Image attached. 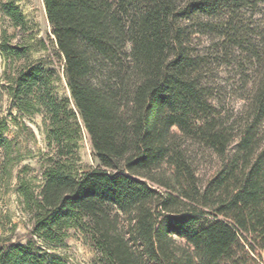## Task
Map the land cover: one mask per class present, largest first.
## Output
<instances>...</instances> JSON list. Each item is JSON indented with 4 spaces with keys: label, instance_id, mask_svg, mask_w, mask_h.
<instances>
[{
    "label": "trees",
    "instance_id": "trees-1",
    "mask_svg": "<svg viewBox=\"0 0 264 264\" xmlns=\"http://www.w3.org/2000/svg\"><path fill=\"white\" fill-rule=\"evenodd\" d=\"M42 4L66 95L26 47L0 44L5 60L23 61L2 74L0 170L10 176L19 156L11 112L41 115L47 148L36 195L16 178L31 237L0 245V264H61L45 248L69 230L95 264H263L264 43L246 15L264 0ZM1 12L24 27L13 3ZM220 63L235 81L214 76ZM237 92L241 108L226 110ZM83 134L95 165L80 159Z\"/></svg>",
    "mask_w": 264,
    "mask_h": 264
},
{
    "label": "rangeland",
    "instance_id": "rangeland-1",
    "mask_svg": "<svg viewBox=\"0 0 264 264\" xmlns=\"http://www.w3.org/2000/svg\"><path fill=\"white\" fill-rule=\"evenodd\" d=\"M13 3L23 19L24 27L15 28L1 12V6ZM247 22L252 25L248 28L250 37L254 43H264V5L249 16ZM252 31V32H251ZM248 33V32H247ZM7 43L10 46H21L28 49L30 62L43 61L52 68L61 80L54 84L55 92L59 96L66 95V88L61 75V63L51 42L50 28L46 21L42 0H0V44ZM23 61L5 60L0 51V86L3 84L2 74L4 70L18 66ZM219 62H217L218 64ZM223 65V66H222ZM219 67V68H218ZM214 76L225 84H230L237 78V72L232 66L219 64ZM236 87V86H235ZM224 106L226 110L237 111L241 108L239 92L231 96L225 93ZM8 109L3 104V114L8 115ZM16 118V127H11L9 138H16L18 144V161L11 166V174L6 177L0 170V245L24 244L30 237L33 228L32 215L16 192L17 176L20 175L28 183V187L36 195L41 183L40 163L43 155L47 152L46 142L43 135L42 116L18 115L11 112V118ZM16 134V135H15ZM79 156L83 164L95 165L93 153L86 134H83L79 144ZM1 167V166H0ZM200 176L209 171V164L203 163L198 166ZM38 243L36 239H32ZM46 253L61 260V264H95V252L91 244L79 232L69 230L67 237L61 244L50 245ZM261 261L264 264V253H261Z\"/></svg>",
    "mask_w": 264,
    "mask_h": 264
}]
</instances>
